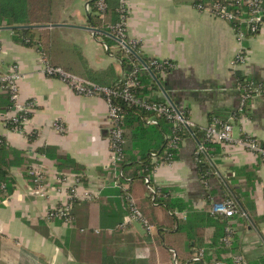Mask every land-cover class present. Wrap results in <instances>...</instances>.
<instances>
[{"label":"crops","instance_id":"crops-1","mask_svg":"<svg viewBox=\"0 0 264 264\" xmlns=\"http://www.w3.org/2000/svg\"><path fill=\"white\" fill-rule=\"evenodd\" d=\"M193 1L125 0L127 39L136 42L141 57L174 64L169 71L146 73L152 94L183 110L191 123L178 158L158 165L151 181L168 189L163 197L179 198L199 211L208 199L211 207L212 201L229 197L225 189L230 193V188L239 187L236 182L244 183L245 172L252 170L255 213L238 207L243 214L234 216L233 231L241 251L251 257L264 254V161L238 144L217 143L202 161L207 173L203 182L194 158L203 129L213 117L233 120L235 138L248 133L264 144V26L244 39L245 61L235 67L232 62L240 44L232 25ZM56 2L52 11L56 21L32 29L34 42L42 48L48 42L49 61L100 84L120 80L125 70L115 55L119 46H108L94 34L88 22L89 0ZM40 52L36 43L16 42L9 27H0V71L18 64L23 74L20 99L34 102L22 132L10 127L11 110L0 105V135L32 159L27 167L10 171L16 188L0 205V264L21 263L22 252L48 264H173L174 257L186 263L191 255L186 235L176 231L172 215L185 218L187 211H167L152 198L143 179L132 174L133 167L123 171L110 165L105 100L76 94L59 78L46 76ZM235 71L261 87L241 119L236 117L241 93ZM4 94L0 90V103ZM56 123L64 130L56 129ZM43 145L75 161L79 172H60L53 157L37 152ZM26 168L42 170L43 193L34 190ZM119 170L123 178L118 180ZM63 176L67 180H60ZM72 190L77 195L73 217L80 231L46 219L47 212L66 201ZM128 198L146 225L131 216ZM39 220L60 245L34 227Z\"/></svg>","mask_w":264,"mask_h":264},{"label":"trees","instance_id":"trees-1","mask_svg":"<svg viewBox=\"0 0 264 264\" xmlns=\"http://www.w3.org/2000/svg\"><path fill=\"white\" fill-rule=\"evenodd\" d=\"M216 1V0H214ZM213 1V2H214ZM263 4H264V0ZM56 0H0V27H9L12 30V38L16 42L22 44L32 45L37 44L38 49L46 54L47 41L44 42V47L39 45V42H34L32 36V29L38 24L46 22H55L56 16L52 12L56 8ZM90 12L88 13V22L95 29L96 35L103 37L108 46L117 44L110 33L108 25H113L120 20V12L118 10L119 0H105L106 7L102 16L97 14L96 0H89ZM211 2H203L201 0H194L193 4L198 8H204ZM116 57L121 61L124 72H129L130 64L132 62L133 54L126 53L124 50L117 48L115 50ZM143 58V57H142ZM145 60V58H143ZM146 73L141 72L138 75L139 85L134 93L144 100L158 101L162 100L152 94V88L149 83V78ZM238 83L242 86L250 79L243 76L240 71H235ZM242 91V90H240ZM251 98L246 100L243 113H247ZM163 102V101H162ZM122 107V136L124 142L122 144V160L118 162L115 167L126 171L133 167V175L144 178L148 176L151 178L153 170L160 164L173 162L178 158V150L182 139L188 134L186 129H178L173 126L171 120L166 116H160L156 124H150L147 120L151 117L152 112L145 108L128 104L119 99ZM0 105L4 109L11 106V101L7 94H4ZM236 115V117H238ZM10 127L11 124L9 123ZM178 138V148L170 147V140ZM217 144L207 143V150L211 146ZM264 145V144H263ZM205 152L195 155V162L198 170L199 178L204 182L207 177L206 169L202 161L205 158ZM37 152L45 155L56 161L57 168L60 172H79L80 167L69 157H60L56 155V151L50 145H43L37 149ZM156 156L152 160V156ZM32 162L24 150L18 149L9 145L6 139L0 135V182L4 184V188H0V205L9 197L16 188V181L12 177L11 168L15 166H28ZM113 168V166L111 167ZM243 169H246L244 167ZM25 175L28 181L33 185V176L29 170L25 169ZM244 183L236 182L239 187L230 188L229 197L234 200L239 208H243L255 213V205L253 199V180L252 170L245 172ZM165 187L159 188V195L156 197L163 207L173 213L175 209L179 211L186 210L185 218L182 216H174L173 220L176 223V231L186 235L187 247L190 249L192 255L195 248H205L204 256L199 261H194L191 255L186 263L183 264H218V262L226 261L231 263L232 254H241L244 258L245 264H264V254L250 256L245 251H241L239 244H237L234 231H232V243L230 247H225L222 243V238L225 234V227H234V217L226 218L223 215H217L211 212L209 199L206 202L205 208L202 210H194L190 208L184 201L179 198H165L167 196ZM210 194H213L210 192ZM227 196V195H225ZM74 203V201H73ZM71 209L72 220L67 224L69 229H76L80 231V224L74 219L73 204ZM56 220L62 222V219L53 218L50 221ZM30 223V222H29ZM43 220H39L37 225H34L40 232L47 237L48 240L59 244L53 236L50 235L47 227L43 224ZM160 228V225H157ZM90 232H93L90 229ZM60 245V244H59ZM211 250V251H209ZM30 256V257H29ZM22 261L19 264H48L42 258L35 255H29L27 252H22Z\"/></svg>","mask_w":264,"mask_h":264},{"label":"built area","instance_id":"built-area-1","mask_svg":"<svg viewBox=\"0 0 264 264\" xmlns=\"http://www.w3.org/2000/svg\"><path fill=\"white\" fill-rule=\"evenodd\" d=\"M105 0H96L97 14L102 16L105 11ZM89 5L86 4V9ZM202 10H207L213 16L223 19L232 25L235 36L239 41L240 47L238 48L232 65L238 66L245 61V46L244 39L256 34L264 26V4L262 0H216L211 2ZM118 10L120 12L119 22L108 25L113 39L116 41L120 49L126 53H132L133 59L130 64L129 72L124 73L120 80L111 84L105 85L97 83L87 77L80 76L70 72L59 65L52 64L47 58L46 54L41 53L42 72L46 76L59 78L76 94L84 96H100L107 104V119L110 126L109 129V152H110V165H116L122 160V144L124 142L122 136V118L123 111L119 103V99L128 104H135L152 112L151 117L147 120L150 124H156L160 116H166L171 120L174 127L178 129H189L191 126L190 120L185 112L177 108L174 104L169 102H148L143 98H139L135 93V89L139 85L138 75L141 72H165L174 67L173 62L158 58L143 59L139 54L136 42L130 41L126 36V17L127 7L125 0H119ZM107 48V46H105ZM23 74L18 64H12L7 70L0 71V90L8 95L11 101V115L9 123L11 128L15 131L22 132L24 122L31 115L34 108L33 101H22L20 99L19 82ZM238 88L241 93L240 104L238 107V114L241 119L245 107L246 100L261 91V87L251 80L240 85ZM56 129L63 131L64 127L60 123L55 124ZM179 139L173 138L170 140V147L178 148ZM222 143V144H238L244 149L254 153L264 161V145L253 135L243 133L235 138L233 135V120H223L217 117L211 118L209 123L203 129V138L197 143L194 150V156L207 150V143ZM156 156H152L155 160ZM171 163V162H169ZM29 173L33 176L34 190L38 193H43V173L39 168H32ZM117 179L123 178L121 170L116 173ZM67 176H63L60 180H67ZM143 182L150 193L152 198L159 195V188L155 187L151 178L145 176ZM0 188H4V184L0 182ZM77 195L72 190L68 199L55 207L51 208L47 214L46 219L51 220L55 218L62 219L64 224H68L72 220L71 209L72 203L76 200ZM128 205L131 216L143 219L140 211L135 207L134 201L128 198ZM211 212L217 215H223L226 218L234 217L235 215L243 214L238 208L234 200L225 196L222 200L211 202ZM149 228V227H148ZM225 234L222 238V243L225 247H230L232 243V227H225ZM205 248H195L191 258L194 261H199L203 258ZM232 264H245L244 258L241 254L231 255ZM173 264H180L177 259L173 258ZM218 264H229L226 261L218 262Z\"/></svg>","mask_w":264,"mask_h":264},{"label":"rangeland","instance_id":"rangeland-1","mask_svg":"<svg viewBox=\"0 0 264 264\" xmlns=\"http://www.w3.org/2000/svg\"><path fill=\"white\" fill-rule=\"evenodd\" d=\"M235 130V129H234ZM234 130H233V132H234Z\"/></svg>","mask_w":264,"mask_h":264}]
</instances>
